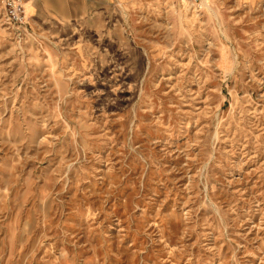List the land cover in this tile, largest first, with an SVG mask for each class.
Masks as SVG:
<instances>
[{
	"label": "rangeland",
	"instance_id": "rangeland-1",
	"mask_svg": "<svg viewBox=\"0 0 264 264\" xmlns=\"http://www.w3.org/2000/svg\"><path fill=\"white\" fill-rule=\"evenodd\" d=\"M210 1L0 13V264H264V0Z\"/></svg>",
	"mask_w": 264,
	"mask_h": 264
},
{
	"label": "crops",
	"instance_id": "crops-1",
	"mask_svg": "<svg viewBox=\"0 0 264 264\" xmlns=\"http://www.w3.org/2000/svg\"><path fill=\"white\" fill-rule=\"evenodd\" d=\"M160 1L162 2L163 0H24V8L28 16L38 12H49L55 16V19L73 20L84 17L103 18L109 9H134L144 7L145 3L152 2L155 4V2L158 3ZM211 1L215 3L225 0ZM258 1L260 0H229L230 3L232 2L230 6L239 9L250 7ZM174 2L176 1L174 0Z\"/></svg>",
	"mask_w": 264,
	"mask_h": 264
},
{
	"label": "built area",
	"instance_id": "built-area-1",
	"mask_svg": "<svg viewBox=\"0 0 264 264\" xmlns=\"http://www.w3.org/2000/svg\"><path fill=\"white\" fill-rule=\"evenodd\" d=\"M193 10H200L203 0H175ZM0 13L4 23L11 31L18 36L26 30V16L24 0H0Z\"/></svg>",
	"mask_w": 264,
	"mask_h": 264
},
{
	"label": "bare ground",
	"instance_id": "bare-ground-1",
	"mask_svg": "<svg viewBox=\"0 0 264 264\" xmlns=\"http://www.w3.org/2000/svg\"><path fill=\"white\" fill-rule=\"evenodd\" d=\"M205 1V0H204Z\"/></svg>",
	"mask_w": 264,
	"mask_h": 264
}]
</instances>
